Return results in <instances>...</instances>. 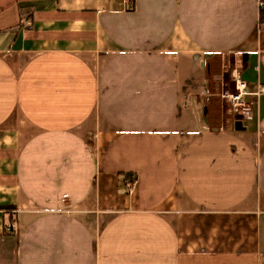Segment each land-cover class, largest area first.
Listing matches in <instances>:
<instances>
[{"label": "crops", "instance_id": "crops-1", "mask_svg": "<svg viewBox=\"0 0 264 264\" xmlns=\"http://www.w3.org/2000/svg\"><path fill=\"white\" fill-rule=\"evenodd\" d=\"M259 2L0 0V264H264Z\"/></svg>", "mask_w": 264, "mask_h": 264}, {"label": "built area", "instance_id": "built-area-1", "mask_svg": "<svg viewBox=\"0 0 264 264\" xmlns=\"http://www.w3.org/2000/svg\"><path fill=\"white\" fill-rule=\"evenodd\" d=\"M132 1L133 0H126L129 7L132 5ZM259 10H264V2H259ZM258 93H264V88H261L253 94L257 95ZM250 94L251 93L248 92L247 84L236 76L234 77V90L230 93L222 94V97L229 99L238 117L249 119L250 106L244 98Z\"/></svg>", "mask_w": 264, "mask_h": 264}, {"label": "rangeland", "instance_id": "rangeland-1", "mask_svg": "<svg viewBox=\"0 0 264 264\" xmlns=\"http://www.w3.org/2000/svg\"><path fill=\"white\" fill-rule=\"evenodd\" d=\"M221 99L213 100L210 102L209 106H207V111L209 115V119H211V124H216L219 121L223 112L229 113L230 115L237 116L236 111L233 109V106L229 99L223 98L221 94L230 93L234 90V80L230 86H226L224 88H219ZM223 92V93H222ZM218 117V120L213 119V117Z\"/></svg>", "mask_w": 264, "mask_h": 264}, {"label": "trees", "instance_id": "trees-1", "mask_svg": "<svg viewBox=\"0 0 264 264\" xmlns=\"http://www.w3.org/2000/svg\"><path fill=\"white\" fill-rule=\"evenodd\" d=\"M259 21L260 23H264V10H260Z\"/></svg>", "mask_w": 264, "mask_h": 264}]
</instances>
